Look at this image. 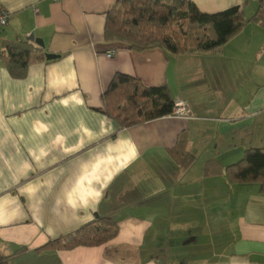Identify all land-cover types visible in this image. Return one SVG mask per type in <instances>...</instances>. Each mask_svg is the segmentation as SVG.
I'll list each match as a JSON object with an SVG mask.
<instances>
[{"label":"crops","instance_id":"0c3cea01","mask_svg":"<svg viewBox=\"0 0 264 264\" xmlns=\"http://www.w3.org/2000/svg\"><path fill=\"white\" fill-rule=\"evenodd\" d=\"M116 1L0 0L10 13L0 54L2 42L36 45L33 35L59 56L32 62L19 79L0 61V256L26 248L10 264H264L259 185L204 175L207 162L223 168L264 150V27L254 13L216 53L135 52L103 39ZM189 1L204 14L241 5ZM117 73L166 87L189 116L121 129L99 111ZM180 134L195 156L186 170L168 155ZM95 215L116 221V238L35 252Z\"/></svg>","mask_w":264,"mask_h":264},{"label":"trees","instance_id":"16d2710c","mask_svg":"<svg viewBox=\"0 0 264 264\" xmlns=\"http://www.w3.org/2000/svg\"><path fill=\"white\" fill-rule=\"evenodd\" d=\"M257 4L255 17L264 27V0H241V5L215 14L201 13L189 0H117L105 16L103 39L121 44L135 52L162 49L174 56L216 53L236 38L249 22L243 8ZM0 61L13 78L24 76L32 62L48 61L44 48L29 41L2 42ZM100 113L114 120L121 129L144 125L172 117L175 100L166 87H147L136 78L115 74L101 95ZM188 135L180 134L174 148L168 151L171 160L186 170L195 162L188 150ZM222 174L231 183L259 185L264 195V150L248 149L238 162L221 167L214 161L204 166L205 176ZM118 235V224L110 217L95 215L76 230L49 240L35 252L71 251L75 248L100 247ZM0 256V264H10L15 255Z\"/></svg>","mask_w":264,"mask_h":264},{"label":"built area","instance_id":"2783aa9c","mask_svg":"<svg viewBox=\"0 0 264 264\" xmlns=\"http://www.w3.org/2000/svg\"><path fill=\"white\" fill-rule=\"evenodd\" d=\"M54 2H58L59 0H52ZM10 13H8L0 4V31L3 30L9 22ZM115 54V50L112 49L106 53L107 58L113 57ZM189 116V110L187 104L181 100L175 101L174 114L172 117L177 118H187Z\"/></svg>","mask_w":264,"mask_h":264},{"label":"rangeland","instance_id":"374dc122","mask_svg":"<svg viewBox=\"0 0 264 264\" xmlns=\"http://www.w3.org/2000/svg\"><path fill=\"white\" fill-rule=\"evenodd\" d=\"M255 8L257 9V4L254 2H251L250 5L246 6L243 17L245 19H250L251 17H254ZM248 31L249 30L246 31L247 32L246 34H242L238 38V40H237L238 41V47H240V48L244 47L241 43L247 39V34L249 33ZM186 67H187V63L185 61H181L180 62V68H186ZM172 97L176 100L177 99L176 93H175V95L173 94Z\"/></svg>","mask_w":264,"mask_h":264},{"label":"water","instance_id":"95a60500","mask_svg":"<svg viewBox=\"0 0 264 264\" xmlns=\"http://www.w3.org/2000/svg\"><path fill=\"white\" fill-rule=\"evenodd\" d=\"M29 40L32 41V42H34L38 47H41V48L44 47L43 42L40 39L34 38L33 35L29 36ZM57 58H59L58 55H54V54H50V53H47L45 55V59L48 60V61L55 60Z\"/></svg>","mask_w":264,"mask_h":264}]
</instances>
